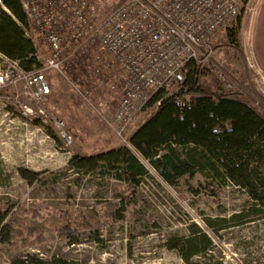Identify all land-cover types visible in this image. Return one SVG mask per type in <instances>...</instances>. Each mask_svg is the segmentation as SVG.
<instances>
[{"label":"rangeland","instance_id":"374dc122","mask_svg":"<svg viewBox=\"0 0 264 264\" xmlns=\"http://www.w3.org/2000/svg\"><path fill=\"white\" fill-rule=\"evenodd\" d=\"M259 1L249 0L246 5V0H241L239 26L233 27L237 30L235 42L230 45L227 38L219 39L209 63L197 67L201 73L204 66L213 67L217 76L219 70L228 73L233 83L229 93L222 87L214 89L204 73L198 77L212 95L240 98L264 117V72L251 47ZM119 2L90 0L95 20ZM25 32L43 61L48 55L46 48L34 32L27 27ZM246 50L260 74L257 78L245 63ZM86 52L92 56L87 63L76 61L68 78L73 83L47 72L50 94L42 101L29 96L32 89H27L26 76L32 70L0 58V217L9 229V239L0 243V264L25 256L81 264H264V205L207 169L175 186L163 182L130 142L156 105L139 113L124 134L127 145L123 144L106 124L121 99L123 74L97 47L90 46ZM95 56L106 65L98 75L93 74L99 64ZM112 85L116 89L112 90ZM54 120L64 123L71 138L68 146ZM122 146L132 151L146 172L136 181L119 169H104L100 164L94 171H76L69 165L75 156ZM254 166L264 178V165L255 162ZM21 172L35 177L28 182ZM78 215L91 224L98 223L100 231H81L75 239L61 236L64 227L79 222ZM236 215L241 219H234ZM216 221L225 222L215 225ZM192 224L210 239L211 247L185 263L179 252L167 245L187 238ZM39 237L43 242L35 243ZM203 246L199 244L196 250Z\"/></svg>","mask_w":264,"mask_h":264},{"label":"built area","instance_id":"2783aa9c","mask_svg":"<svg viewBox=\"0 0 264 264\" xmlns=\"http://www.w3.org/2000/svg\"><path fill=\"white\" fill-rule=\"evenodd\" d=\"M20 3L30 30L48 53L43 61L34 55L43 65L26 76L27 89H32L29 96L42 101L50 94L47 72L72 82L68 78L76 61L87 63L92 55L86 49L97 47L123 74L121 99L106 124L125 145V132L152 96L182 84L190 62L197 66L209 63L213 46L226 38L243 10L241 0H120L96 21L90 0H20ZM246 51L245 63L257 78L260 74L252 55ZM0 58L18 64L1 54ZM95 59L99 64L93 74L98 75L106 65L100 56ZM218 78L224 92L229 93L233 89L230 75L219 70ZM110 88L116 89L113 85ZM27 111L31 113L30 109ZM54 121L68 146L71 138L64 123Z\"/></svg>","mask_w":264,"mask_h":264},{"label":"trees","instance_id":"16d2710c","mask_svg":"<svg viewBox=\"0 0 264 264\" xmlns=\"http://www.w3.org/2000/svg\"><path fill=\"white\" fill-rule=\"evenodd\" d=\"M239 21L240 18L235 26H239ZM26 27L30 29L20 0H0V54L31 71L40 64L34 58L35 45L26 36ZM233 27L226 36L230 45L235 42L237 34ZM201 71L210 79L214 89H221L222 82L213 67L204 66ZM202 73L194 62H190L182 84L173 90H160L152 96L147 106L156 107L131 137V148L149 162L169 186L189 181L207 169L216 177L245 189L252 201L264 205V178L259 177L255 166L252 167L255 162L264 165V117L240 98L225 93L212 95L199 80ZM127 149L122 146L87 157L75 156L69 165L76 171H94L100 164L104 169H119L136 181L146 172L132 151ZM161 150H164L163 154ZM21 175L28 182L35 177L27 172H21ZM77 218L79 222L73 227H64L61 236L75 239L81 231L94 234L100 231L98 223L91 224L82 215ZM234 219H241V216L236 215ZM191 227L193 230L187 238L167 245L168 249H176L185 263L197 254H205L211 247L210 239L194 224ZM213 233L216 235L217 230ZM8 235L9 229L0 217V243L6 242ZM41 242L43 239L39 237L35 243ZM201 243L203 249L196 250ZM10 264L81 263L55 257L46 261L25 256Z\"/></svg>","mask_w":264,"mask_h":264},{"label":"crops","instance_id":"0c3cea01","mask_svg":"<svg viewBox=\"0 0 264 264\" xmlns=\"http://www.w3.org/2000/svg\"><path fill=\"white\" fill-rule=\"evenodd\" d=\"M253 33L251 37V47L257 59L258 66L264 72V0H260L257 5V12L253 20Z\"/></svg>","mask_w":264,"mask_h":264}]
</instances>
